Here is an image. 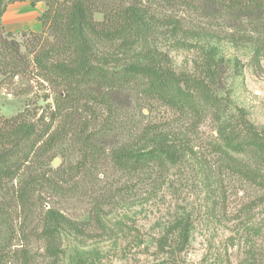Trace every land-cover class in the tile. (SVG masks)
Returning a JSON list of instances; mask_svg holds the SVG:
<instances>
[{"label": "rangeland", "instance_id": "374dc122", "mask_svg": "<svg viewBox=\"0 0 264 264\" xmlns=\"http://www.w3.org/2000/svg\"><path fill=\"white\" fill-rule=\"evenodd\" d=\"M113 1L134 2L154 16L147 47L199 85L190 88L195 109L168 107L135 81L113 93L111 107L82 100L57 110L61 87L34 64L24 59L20 72L0 73V130L20 114L61 135L17 176L0 179V264H264V157L248 131L264 140V50L254 59L256 34L206 0ZM45 10L43 0L8 3L4 39L26 54ZM119 42L98 43V53L118 55L102 65L109 71L140 59L139 48L122 54ZM156 135L185 153L137 171L111 160L115 149L150 146ZM241 165L259 170L263 182ZM50 210L69 223L52 237Z\"/></svg>", "mask_w": 264, "mask_h": 264}, {"label": "trees", "instance_id": "16d2710c", "mask_svg": "<svg viewBox=\"0 0 264 264\" xmlns=\"http://www.w3.org/2000/svg\"><path fill=\"white\" fill-rule=\"evenodd\" d=\"M15 1L20 0H0V73L20 72L24 59L34 64L46 79L57 82L61 87L57 110L76 106L82 100L84 104L91 101L111 107L116 102L113 95L135 81L144 84L141 89L143 94L168 107L182 111L195 109L190 88L199 85L177 75L166 60L157 58L156 53L147 47L146 40L155 33L158 24L145 7L134 2L123 4L113 0H43L46 10L41 19L42 32L32 34V47L26 54H21L16 46L13 47L4 39L5 30L1 22L8 3ZM39 1L42 0H29L31 5ZM206 1L214 7L215 12L225 14L227 19H244L248 23L249 30L257 37L253 57L258 60L259 53L264 50V0ZM96 11L103 15L100 22L94 20ZM171 29L176 32L175 24ZM116 40H120L118 46L124 48L122 54L135 47L139 48L137 54L140 59L127 63L119 71H109L102 65L117 62L118 55L100 54L97 47L99 42ZM19 115L9 119L12 127L10 130H0V139L5 141L0 147V179L17 176L25 162L39 152L42 154L51 149L61 136L57 131L50 132L51 126L38 129L37 125ZM248 131L251 134L250 143L264 157V140L261 135L253 129ZM150 142V146L137 149L119 147L113 151L111 160L122 169L137 171L151 164L174 163L185 153L179 142L163 135L151 137ZM241 170L256 182H263L259 170L250 169L246 165H241ZM47 219L48 225L53 224L48 230L50 237L61 224H69L52 210L47 211ZM183 230L180 242L182 247L188 233L186 229Z\"/></svg>", "mask_w": 264, "mask_h": 264}, {"label": "water", "instance_id": "95a60500", "mask_svg": "<svg viewBox=\"0 0 264 264\" xmlns=\"http://www.w3.org/2000/svg\"><path fill=\"white\" fill-rule=\"evenodd\" d=\"M53 163H54V165H57V161L56 160Z\"/></svg>", "mask_w": 264, "mask_h": 264}, {"label": "bare ground", "instance_id": "6f19581e", "mask_svg": "<svg viewBox=\"0 0 264 264\" xmlns=\"http://www.w3.org/2000/svg\"><path fill=\"white\" fill-rule=\"evenodd\" d=\"M20 25H22V24H20Z\"/></svg>", "mask_w": 264, "mask_h": 264}]
</instances>
